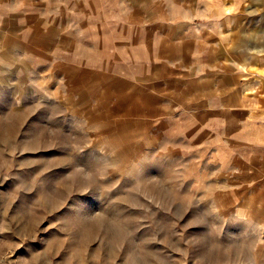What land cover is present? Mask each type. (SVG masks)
Segmentation results:
<instances>
[{"label":"rangeland","instance_id":"rangeland-1","mask_svg":"<svg viewBox=\"0 0 264 264\" xmlns=\"http://www.w3.org/2000/svg\"><path fill=\"white\" fill-rule=\"evenodd\" d=\"M25 2L0 5V264H264V0Z\"/></svg>","mask_w":264,"mask_h":264},{"label":"crops","instance_id":"crops-1","mask_svg":"<svg viewBox=\"0 0 264 264\" xmlns=\"http://www.w3.org/2000/svg\"><path fill=\"white\" fill-rule=\"evenodd\" d=\"M41 2V1H40ZM44 2V1H43ZM47 3V2H46ZM32 3H29V2H25V0H21L20 1V3H19V5H17V4H13L10 0H3L2 1V3H1V0H0V5H5V6H10V8L11 9H9V13H12L13 15L14 14H17V13H14V12H18V6H23V5H25V7H27L26 8V11H29V12H33L34 10H33V8L34 7H32L33 5H31ZM37 4H39V3H37ZM43 11H44V9H42ZM40 10H36L35 11V13H37V14H39V15H41V16H38V17H32V13H29L28 15L30 16V17H28L27 18V20L26 21H28L29 22V24H30V26H27L26 27V29L25 30H27V31H29V30H33V29H36V30H40V31H42V30H44L45 29V27H46V25H47V23H49V22H51L52 21V19L53 18H50V20H49V18L47 17V16H45V13H42V12H39ZM45 12V11H44ZM12 14H10V15H12ZM12 16H10L9 17V21L11 20V21H13V20H15L16 22L17 21H19V19L18 18H16V16L13 18H11ZM56 21H58V20H56ZM32 22H36V28H34V26H35V24H32ZM13 30H14V28H13Z\"/></svg>","mask_w":264,"mask_h":264}]
</instances>
